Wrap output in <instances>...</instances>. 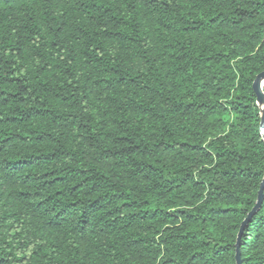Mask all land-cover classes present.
<instances>
[{
	"label": "trees",
	"instance_id": "obj_1",
	"mask_svg": "<svg viewBox=\"0 0 264 264\" xmlns=\"http://www.w3.org/2000/svg\"><path fill=\"white\" fill-rule=\"evenodd\" d=\"M262 71L264 0H0V264H264Z\"/></svg>",
	"mask_w": 264,
	"mask_h": 264
},
{
	"label": "water",
	"instance_id": "obj_2",
	"mask_svg": "<svg viewBox=\"0 0 264 264\" xmlns=\"http://www.w3.org/2000/svg\"><path fill=\"white\" fill-rule=\"evenodd\" d=\"M264 85V71H262L261 73H259L253 84V90L255 92L256 95V100L257 103L260 105L261 107V121H260V134L262 136V139L264 141V93L262 91V87ZM263 190H264V178L262 179V182L260 184V189L258 192V197H257V201H256V205L254 206V208L252 209V211L249 213L248 218L258 209V207L260 206L262 200H263ZM247 219L245 221H243L240 229H239V233L237 235V247H236V254H235V259H236V264H241L240 261V254H239V241L241 239V233L244 230V228L247 226L246 225Z\"/></svg>",
	"mask_w": 264,
	"mask_h": 264
}]
</instances>
